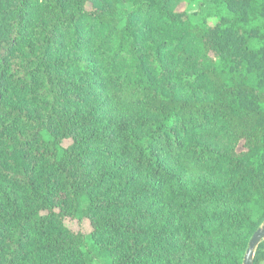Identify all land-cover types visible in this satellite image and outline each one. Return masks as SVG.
Instances as JSON below:
<instances>
[{"label": "trees", "instance_id": "16d2710c", "mask_svg": "<svg viewBox=\"0 0 264 264\" xmlns=\"http://www.w3.org/2000/svg\"><path fill=\"white\" fill-rule=\"evenodd\" d=\"M263 223L264 0H0V264H242Z\"/></svg>", "mask_w": 264, "mask_h": 264}, {"label": "rangeland", "instance_id": "374dc122", "mask_svg": "<svg viewBox=\"0 0 264 264\" xmlns=\"http://www.w3.org/2000/svg\"><path fill=\"white\" fill-rule=\"evenodd\" d=\"M178 10L182 11L185 10L190 14L191 19L196 20L199 18L200 14L198 12V7L196 5H187L186 2L182 1V3L178 6ZM65 145L68 143L65 142ZM66 225L73 229L74 231L81 230L83 233L88 234L91 230L90 224L88 221H84L81 224H78L76 222H66ZM261 264H264V257L263 260L261 261Z\"/></svg>", "mask_w": 264, "mask_h": 264}, {"label": "water", "instance_id": "95a60500", "mask_svg": "<svg viewBox=\"0 0 264 264\" xmlns=\"http://www.w3.org/2000/svg\"><path fill=\"white\" fill-rule=\"evenodd\" d=\"M264 241V223L252 234L247 249L244 252L242 264H253L255 252L261 242Z\"/></svg>", "mask_w": 264, "mask_h": 264}]
</instances>
